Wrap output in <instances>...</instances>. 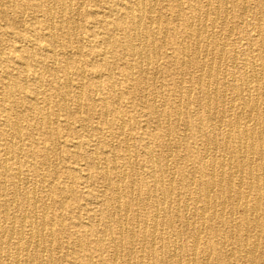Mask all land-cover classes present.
Returning a JSON list of instances; mask_svg holds the SVG:
<instances>
[{"label":"bare ground","instance_id":"obj_1","mask_svg":"<svg viewBox=\"0 0 264 264\" xmlns=\"http://www.w3.org/2000/svg\"><path fill=\"white\" fill-rule=\"evenodd\" d=\"M230 2L238 18L247 12L248 3L253 4L254 22H248L251 30L243 31L245 44L239 50L228 49L223 42L234 32L228 23ZM183 6V0H116L107 6L106 16L95 8L100 40L112 55L108 58L89 47L87 53H97L101 60L85 62L73 22L74 15H87L79 2L0 0V18L15 29L13 34L0 30V43L9 46L7 52L0 47V111L4 112L0 117V264L61 263L52 257L40 260L37 250L21 259V251L30 254V248L44 250L61 243L52 228L51 238L45 236L47 225L58 222L62 230L65 227L61 219L49 215V209L63 203L56 201L59 194H71L67 205L79 197L75 185L59 181L49 185L51 201L46 203L34 188L44 179L21 177L22 167L35 171L50 164L59 143L51 115L58 112L79 122L83 140L74 146L91 147L89 152L65 151L70 158L86 160L90 172L79 178L93 188L86 192L81 209L108 236L107 241L92 238L88 231H95V224L90 223L88 231L73 234L76 248L86 251L84 264H93L92 252L101 259L106 250L111 251L110 258L101 264L132 260L133 264H200L203 258L211 264H264L260 241L264 236V24L260 21L264 0H189L187 10ZM166 7L183 17L182 25L163 14ZM20 14L29 16L28 21L20 20ZM219 23L225 32L216 30ZM39 25L46 30L43 34ZM59 40L62 51L53 46ZM166 45L172 48L169 55L164 53ZM250 49L255 55L244 53ZM128 55L136 62L127 60ZM162 55L170 73L179 77L168 86L179 96L168 109L158 108L155 97L143 94L149 89L144 86L146 75L156 76L153 64ZM8 61L15 64V75L7 70ZM193 67L199 74L190 72ZM116 68L134 94L142 97L148 117L164 127L162 132H149L152 143L161 147L158 153L140 134L143 150L138 161L137 146L129 145L136 123L127 134L128 124L116 105L122 98L116 92ZM186 77L191 84H184ZM73 78L78 80L75 90ZM104 90L108 98L102 95ZM153 92L164 98L167 88L153 87ZM68 98L81 114L69 110ZM180 125L184 126L181 136ZM101 126L108 131L104 137ZM66 128L75 131L68 123ZM172 134L177 138H170ZM113 138L117 144H112ZM190 140L200 145L194 148ZM17 154L31 159L9 165ZM70 171L77 179L76 170ZM24 184L32 188L22 189ZM24 226L29 232H24ZM203 233L208 237L202 238ZM11 239H16L13 253L6 250Z\"/></svg>","mask_w":264,"mask_h":264},{"label":"rangeland","instance_id":"obj_2","mask_svg":"<svg viewBox=\"0 0 264 264\" xmlns=\"http://www.w3.org/2000/svg\"><path fill=\"white\" fill-rule=\"evenodd\" d=\"M76 1L81 4L82 9H83L82 11L87 12V15L83 14L81 12V14L80 13L76 14L73 17L74 25L77 27V34L79 35V41L83 46L82 53L81 52L79 53L81 59L85 60V62H87L88 60H101L100 56L97 55V53H95V54L87 53L88 52L87 49L89 47L94 48L95 50H97L96 52L103 53V54L107 55L108 58H110L112 55V51L110 50L108 45H105L104 41L100 40V36H102V35L99 34V30L101 28H100V25L96 19V16H94V15H95V10H96L95 8H97L99 13H100L99 15H105L106 16L107 10H108L107 6H109L112 3H115L116 0H95V1L94 0H76ZM80 1H82V2H80ZM212 1L215 2L216 0H212ZM188 2H189V0H183V5H184L183 7L185 8V10H187ZM227 5H228V10H229V21H228V23L234 27V32L227 39L228 41L226 39H224L223 42H224V44H226L225 45L226 48L231 49L233 47V48H236L237 50H239V48L243 47L245 44V40H244L245 37H243L244 36L243 31L251 30L252 25H249V23L252 21L254 22V18L250 14L251 9H253V4H252V2L248 3L247 12H245L243 14L242 18H238L237 12L233 6V3L230 2ZM170 10L171 9L167 8V7L162 8L163 14L166 15L167 18H172L173 23L175 25H182L183 21H184L183 17L182 16H177V17L174 16L172 11H170ZM169 12H170V14H169ZM22 15L21 14L18 15L19 19L22 20L23 22H27L28 21L27 19H29V16H26L24 14H22ZM34 16L40 17L39 15H34ZM260 21L262 24H264V16L261 18ZM253 27H254V25H253ZM2 29L7 30L10 34H13V32L15 31L14 28L10 27V25L8 24V21L6 19L0 18V30H2ZM224 29H225V26L222 23H219L216 27V30L220 31V32L221 31L225 32ZM38 30L42 34L46 31L41 25H39ZM181 36H182V34H180V37ZM89 40H91V41H89ZM46 41L49 42L48 39ZM61 43H62V40H59L58 43L57 42L53 43V46L57 51H62V47L60 46ZM58 44L60 47L58 46ZM76 45H77V43L74 42L73 46H76ZM0 47H1V50L4 52H7L8 48H9V46L7 45L6 42H1ZM247 52L249 53L250 56L255 55V53H256V51L252 50V49H250L249 51L247 50L244 53H247ZM164 53H166L168 55L171 54L172 48L169 45H166V47L164 48ZM66 56H68V55H66ZM74 56H76V55H74ZM246 56H248V55L246 54ZM126 59L127 60L130 59V61H132V59H133L134 60L133 62L134 63L136 62L135 59L129 55L126 57ZM256 60L260 61V59H258L257 57H256ZM155 63L153 65H154V68L157 69V74H156V76H154V78H153V76L151 78V75H149V74L146 75L144 86L148 87L149 89H145L143 91V94H144V96L146 95L149 98L155 97L158 108L168 109V107H170V102L176 101L179 97L177 95H174L169 90L168 86H170L171 83L177 81L179 79V77L177 76V74L170 73L171 71L167 65V58H165L163 55H162V57L160 56ZM6 67L10 73L12 72L13 75L16 74L17 70L15 68V64L12 61H8ZM73 69H74L73 65H70V67H69L70 72H73ZM86 69H88V65H86ZM190 72H192L193 75L199 74V71H198V69H196V67L190 68ZM113 76H114V80L116 83L117 95H119V94L122 95V98L116 102V105L119 107L121 114L123 115L124 119L126 120V123L128 124L126 127V133L127 134H129L130 133L129 130H131V129H129V127L131 125H134V122L136 123L134 125L135 128L132 130V134L129 135V145H131L132 148L134 146H137L135 148L136 151L138 152V155H137L138 158L136 161L141 159V156L139 154H141L142 150H143L142 149V142H141L142 138L140 141V134H141V137H146L145 138L146 141H150L151 146H153L152 149L154 150L155 153H158L160 151L161 147L153 144L152 140L149 139V136H150L151 132H153V133L154 132H162V130L164 129L162 122L157 123L156 118H152L150 116L148 117V115L145 111V108L140 101V99H142V97L139 96L138 94H134L133 90L128 85H126L122 76L119 74L117 68L114 69V75ZM101 80L105 81V78L102 77ZM47 82L48 81H45L46 84H47ZM191 83L192 82L189 78L186 77L184 79V84L189 85ZM77 84H78V80H75L73 78L72 79V88L74 90L76 89L75 86ZM162 86L164 88H167V92H166V95L164 96V98H162L161 96H159L153 92V87L158 88V87H162ZM102 95L106 96L107 98L110 96V94L106 90L102 91ZM156 95H157V97H156ZM194 95H195V92H194ZM0 96H1V94H0ZM164 102H166V106H165ZM66 103H67L69 110H71L72 112L76 111L79 114L82 113L80 110H78L75 107V104L71 101L70 98L67 99ZM191 111H192V113L195 112L193 110V108H191ZM58 113L59 114L57 116L51 115V118H52L53 124H54L53 127L57 128L59 131V135H58V142L59 143L53 150L54 156L52 157L50 164L41 165L35 171L30 170L29 167H22L21 177L29 176V177H32L35 179L38 178V180L44 179V182H42V183L38 182V184H36L34 188L36 189L38 196H42V200L46 203H49L51 201L50 197L47 195L49 185L50 184H56L59 181L65 182L64 185H72V184L75 185L73 187H74V189H76L77 195L79 194V197L76 198L75 202L71 203L70 205H67L66 202L70 201L71 194L70 193L59 194L58 196H56V201L57 202L62 201L63 203L61 205H56V206H54V208L49 209V215L53 216L57 219H61L63 221V224L65 227H64V230H62L60 228V226L58 225L59 224L58 222H54V224L52 226L47 225L44 228L45 236L47 238H51L49 232H50V229L52 228L53 232H55V234L58 235V238L61 239V243L58 245L54 242V244H51V246L49 248H47V246H46V248H44V250L42 248H40V249L30 248L29 249L30 254H28V252L25 253L24 251H21V259L24 260L25 258H27L28 255L35 254L37 252L39 259L42 261L46 260L49 257L50 258L52 257L53 260L60 261L61 262L60 264H84L83 263V256L85 255L86 251L85 250H78L76 248V246L74 245V242H73V238H74L73 234H76L77 232L81 233L80 231H82L83 233L88 231L90 226L88 227L87 224L90 223V224H95L93 226L95 228V231H92V232L88 231L89 233H91L90 235L92 238L102 237L107 241L108 236L105 235L103 232L101 233L100 232L101 229L99 228V226L96 225V222H94L95 220L94 219L90 220V218L85 217L84 210L81 209L82 207L84 208L86 205V202H85L86 192L89 189L93 188L92 186L88 187V186H85L84 184L81 183V179L83 178V174L90 172L89 167H87L86 160L85 159L81 160L82 158H79V157L76 159L70 158L67 155L68 151H70V154L78 153L80 150L83 151V149H85V151L89 152L90 151L89 149H91V147H86V145H85L81 148H78L77 147L78 145L74 146L76 143L81 142L83 140V134L78 133V132H80V131H78L80 129L79 122H77L76 120H73V119H68L67 115L63 112H58ZM3 114H4V112L0 111V117L1 118H2ZM108 116L111 118L113 116V113L110 112ZM174 118L175 117L172 116V119H174ZM20 120L22 121V119H20ZM93 121L95 123L96 121H98V119L95 117V118H93ZM67 123L76 132L75 131L70 132L66 128ZM101 127H103V126H101ZM103 128L104 129L100 128L102 130V133H101L102 136L101 137H104L106 135V133H108V131H106L105 127H103ZM183 130H184V126H182V125H180V127L178 126L177 131L179 132L180 136H181L180 133H182ZM186 132L189 133L190 130L187 129ZM186 132H185V135L188 134ZM170 138H172V139L177 138V136L172 134V135H170ZM23 142L27 143L26 140H23L22 143ZM73 142H75V143H73ZM112 144H117L116 138H113ZM190 144H191V146L196 148L197 146L200 145V141L190 140ZM65 149H67L68 151L66 152ZM0 157H1V154H0ZM19 159H31V156H29V155L27 156L26 154H17V156L10 158L8 160V163H9V165L15 166L16 161ZM168 163L171 164L172 161L169 160ZM48 168H52L54 170V172L50 173ZM71 168L76 170V172L78 173L77 179H74L72 174H70V173H72L70 171ZM81 168H83V170H81ZM171 168H172V166H171ZM55 170H57V171L55 172ZM175 170H176V165L174 166L172 171H175ZM79 177H81V179ZM25 186H26V188L27 187L32 188L31 185L24 184L22 189H26ZM93 191H95V190H93ZM1 198L2 197H0V201H1ZM38 204H40V203L38 202ZM80 205H81V207H80ZM91 207L95 208L94 205H91ZM14 213L17 214L18 212L15 211ZM94 216L97 217V212L94 214ZM79 219H80L79 222H81V223H76L75 221L79 220ZM0 220L3 221L1 214H0ZM78 224H81V226H85V227H79L80 225H78ZM23 229H24L25 233L29 232L28 226H24ZM98 230H99V232H98ZM201 237L202 238L208 237V234L203 233L201 235ZM260 238H261L260 239L261 243H264V236H262ZM15 241H16V239H11L10 242H8V248L6 250L9 251L10 253H13L16 250L15 249ZM135 250H136L137 254H139L138 253L139 247L137 244H135ZM110 253H111L110 250H106L101 254V259H98L100 256L99 255L96 256L97 253L92 252L91 254H92V256H94L93 264H101L102 261H107L110 258ZM199 262H200V264H202V263L203 264H211V260L208 258L200 259ZM22 263H23V261H22ZM133 263H134V261L132 260V262L128 263V264H133ZM43 264H47V263L45 262ZM55 264H58V262Z\"/></svg>","mask_w":264,"mask_h":264}]
</instances>
